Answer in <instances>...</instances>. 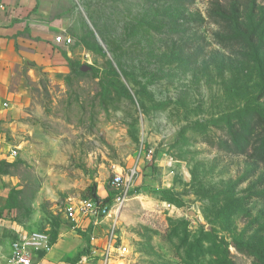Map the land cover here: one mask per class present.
I'll list each match as a JSON object with an SVG mask.
<instances>
[{
  "label": "rangeland",
  "instance_id": "374dc122",
  "mask_svg": "<svg viewBox=\"0 0 264 264\" xmlns=\"http://www.w3.org/2000/svg\"><path fill=\"white\" fill-rule=\"evenodd\" d=\"M56 1L65 66L23 63L0 118L4 218L70 230L68 264H264V0ZM93 190L110 216L66 218Z\"/></svg>",
  "mask_w": 264,
  "mask_h": 264
},
{
  "label": "crops",
  "instance_id": "0c3cea01",
  "mask_svg": "<svg viewBox=\"0 0 264 264\" xmlns=\"http://www.w3.org/2000/svg\"><path fill=\"white\" fill-rule=\"evenodd\" d=\"M56 5V0H0V118L9 114L14 118L21 113L19 102L14 105L15 109L9 110L8 106L9 101H18L19 94L9 91V87L15 85L23 63L33 65L28 70L65 66L67 44L57 42L55 37L58 34L69 36L68 17ZM2 180L7 185L12 183L5 175ZM3 210L0 205V264L4 263L9 251L10 241L3 237L5 228L13 230L17 237L26 233L19 224L6 220ZM70 234L67 228L59 229L52 251L45 257L47 264H68L66 259L74 252L65 239Z\"/></svg>",
  "mask_w": 264,
  "mask_h": 264
},
{
  "label": "built area",
  "instance_id": "2783aa9c",
  "mask_svg": "<svg viewBox=\"0 0 264 264\" xmlns=\"http://www.w3.org/2000/svg\"><path fill=\"white\" fill-rule=\"evenodd\" d=\"M57 42L65 44L70 43V36L58 34L55 37ZM123 171L114 174L112 184L120 187L117 198L126 195L128 187L133 177L137 173L136 165L123 175ZM124 201V200H123ZM108 203H104L102 199L86 198L80 199L74 205L66 208L64 212L66 218L77 221L83 217L92 218L110 216ZM110 227L105 233L104 250L108 255L112 250L119 254L125 252L126 247L116 245L117 234L115 232V223H110ZM54 242L51 240L50 233L46 230H30L18 237L12 239L9 243V251L5 257L3 264H47L45 257L52 251Z\"/></svg>",
  "mask_w": 264,
  "mask_h": 264
},
{
  "label": "trees",
  "instance_id": "16d2710c",
  "mask_svg": "<svg viewBox=\"0 0 264 264\" xmlns=\"http://www.w3.org/2000/svg\"><path fill=\"white\" fill-rule=\"evenodd\" d=\"M92 198L93 199H97V200H99V199H102V201L104 202V203H109V197H104V198H102V197H99L96 193H95V191L93 190V192H92ZM50 237H51V235H50ZM54 237H51V240L54 242Z\"/></svg>",
  "mask_w": 264,
  "mask_h": 264
}]
</instances>
